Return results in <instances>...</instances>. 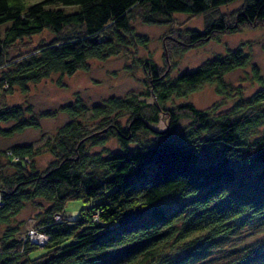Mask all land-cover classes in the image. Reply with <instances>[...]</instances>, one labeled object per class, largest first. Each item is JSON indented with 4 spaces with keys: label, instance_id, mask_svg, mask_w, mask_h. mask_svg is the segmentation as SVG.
<instances>
[{
    "label": "trees",
    "instance_id": "obj_1",
    "mask_svg": "<svg viewBox=\"0 0 264 264\" xmlns=\"http://www.w3.org/2000/svg\"><path fill=\"white\" fill-rule=\"evenodd\" d=\"M234 1L0 0V141L56 113L8 103L16 90L26 97L30 85L54 74L60 85L90 60L132 57L148 42L135 23L167 26L169 52L162 66L145 58L126 67L143 73L144 92L92 105L76 97L58 107L69 119L51 137L0 148V264H205L218 251L226 252L220 264H264V239L234 243L264 226V76L239 47L173 74V55L264 26V0L219 11ZM175 14L203 15L202 29L178 27ZM247 66L259 88L243 97L225 75ZM203 83L236 101L221 112L167 105ZM160 119L166 127L154 129ZM109 138L115 150H90ZM44 153L51 160L37 169ZM73 199L93 200L85 218H65ZM26 204L36 214L19 221Z\"/></svg>",
    "mask_w": 264,
    "mask_h": 264
},
{
    "label": "rangeland",
    "instance_id": "obj_2",
    "mask_svg": "<svg viewBox=\"0 0 264 264\" xmlns=\"http://www.w3.org/2000/svg\"><path fill=\"white\" fill-rule=\"evenodd\" d=\"M34 2L36 0H25ZM242 0H235L225 7L219 8V11H230L238 8ZM69 9V8H68ZM208 17H214L213 14H207ZM176 25L182 28L202 29L204 16H190L187 14H175ZM134 29L139 34L147 36V45L139 46L132 57L118 55L106 60H90L88 70H79L72 75L62 76L60 85L57 84L58 74L40 81L36 85H30L28 96L22 95L17 90L13 96H10L8 103H21L22 105L30 104L34 112L50 109L55 110V114L40 120L38 129L27 128L26 130L13 135L11 139H1L0 148L12 143L31 142L36 145L43 142L47 137H51L57 128L66 122L69 117L59 111L58 107L73 101L76 97L81 98L87 105L101 102L110 95L123 96L128 92L142 93L145 91L143 73L140 69L134 71L126 67L131 65L136 59H152L156 64L162 66L163 56L169 53L163 46V35L167 32L168 27L165 25H149L140 22L135 23ZM49 38L50 32L34 36L35 44L41 38ZM241 48L250 57L251 63H255L260 73L264 76V26L245 27L233 33H221L215 38H211L202 44L192 46L186 49L182 54L173 59L176 62L174 73L189 70L197 65L202 64L208 59L217 55H223L227 50ZM250 76V66L235 69L225 75L227 82L234 86L243 88V97L250 96L258 87ZM23 96V97H22ZM237 99V96L226 98L218 94L214 85L209 83L201 84L196 90L183 97H174L167 102V105H174L181 102H191L197 108H207L217 104V111L221 112L229 108ZM184 122V121H183ZM154 129L161 130L166 127L164 119H160L158 124L152 125ZM118 143L115 138H109L104 145H96L90 148L91 151H100L104 149L115 150ZM51 160L49 153L41 154L37 158V169H43ZM92 199H73L65 203L63 213L65 218L79 219L85 218V211L92 203ZM35 208L26 204L20 214L17 216L19 221L25 220L30 215L36 214ZM264 226H255L245 234L243 239L238 236L237 242L252 243L264 239ZM41 248L34 249L30 256L40 253ZM226 252L218 251L210 255L205 264H220ZM213 258H215L213 260Z\"/></svg>",
    "mask_w": 264,
    "mask_h": 264
},
{
    "label": "built area",
    "instance_id": "obj_3",
    "mask_svg": "<svg viewBox=\"0 0 264 264\" xmlns=\"http://www.w3.org/2000/svg\"><path fill=\"white\" fill-rule=\"evenodd\" d=\"M29 234H30L31 239H32L33 242H35L37 244H41L42 243L44 237H43V235L41 233H38V232H36L34 230H31L29 232Z\"/></svg>",
    "mask_w": 264,
    "mask_h": 264
},
{
    "label": "bare ground",
    "instance_id": "obj_4",
    "mask_svg": "<svg viewBox=\"0 0 264 264\" xmlns=\"http://www.w3.org/2000/svg\"><path fill=\"white\" fill-rule=\"evenodd\" d=\"M43 240H44V238H43Z\"/></svg>",
    "mask_w": 264,
    "mask_h": 264
}]
</instances>
